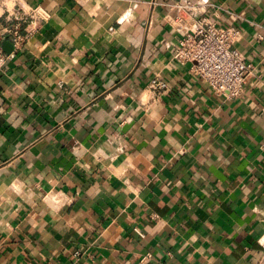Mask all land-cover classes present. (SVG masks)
Returning <instances> with one entry per match:
<instances>
[{"label": "crops", "instance_id": "crops-1", "mask_svg": "<svg viewBox=\"0 0 264 264\" xmlns=\"http://www.w3.org/2000/svg\"><path fill=\"white\" fill-rule=\"evenodd\" d=\"M179 1L0 0L47 13L2 41L0 264L259 262L264 0H207L257 64L234 99L174 59Z\"/></svg>", "mask_w": 264, "mask_h": 264}, {"label": "built area", "instance_id": "built-area-1", "mask_svg": "<svg viewBox=\"0 0 264 264\" xmlns=\"http://www.w3.org/2000/svg\"><path fill=\"white\" fill-rule=\"evenodd\" d=\"M175 6L177 12L170 16L169 21L182 36L174 50V59L191 63V73L204 80L217 96L226 99L241 96L246 84L255 75L257 64L246 60L235 46L238 27L234 22L213 20L207 13L214 4L207 0H182ZM11 15L16 22L0 30V71L13 56L3 50L2 41L9 38L16 49L20 48L29 35L22 32L23 22L28 17L45 19L47 13L40 6H35L28 12L16 10ZM239 17V14H231L232 20ZM148 87L157 92L158 97L168 84L156 77ZM257 264H264V254Z\"/></svg>", "mask_w": 264, "mask_h": 264}, {"label": "bare ground", "instance_id": "bare-ground-1", "mask_svg": "<svg viewBox=\"0 0 264 264\" xmlns=\"http://www.w3.org/2000/svg\"><path fill=\"white\" fill-rule=\"evenodd\" d=\"M263 240H264V237H263Z\"/></svg>", "mask_w": 264, "mask_h": 264}]
</instances>
